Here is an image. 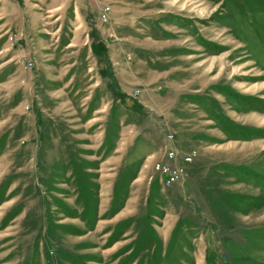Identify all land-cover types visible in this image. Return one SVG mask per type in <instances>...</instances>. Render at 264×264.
<instances>
[{
    "label": "rangeland",
    "instance_id": "rangeland-1",
    "mask_svg": "<svg viewBox=\"0 0 264 264\" xmlns=\"http://www.w3.org/2000/svg\"><path fill=\"white\" fill-rule=\"evenodd\" d=\"M170 134L234 215L162 201ZM0 264H264V0H0Z\"/></svg>",
    "mask_w": 264,
    "mask_h": 264
},
{
    "label": "crops",
    "instance_id": "crops-1",
    "mask_svg": "<svg viewBox=\"0 0 264 264\" xmlns=\"http://www.w3.org/2000/svg\"><path fill=\"white\" fill-rule=\"evenodd\" d=\"M93 29L96 30L97 28L93 26ZM104 52H105L104 59L106 60V57H108L107 55L108 53L106 51ZM106 62L108 63L107 60ZM104 76L107 79L110 90L112 91L114 90L115 92L121 93L120 87L117 83V76L114 72L113 67H110V65L106 66L104 70ZM174 91L175 90H173V92ZM178 105H175L174 109L171 110L170 121L172 123L173 128L170 127L167 130V132L169 131L174 132L175 131L174 126L175 128L179 126L177 118H174L176 117V115L185 116V117L188 115V113L183 110V107L181 105L179 106ZM160 129L161 128L159 127V131ZM186 130L188 131V128ZM192 142H193V139L192 140L190 139V143ZM197 149L201 150L204 156L199 155V157H197L193 161V163L190 166H188L189 167L188 176L184 178L183 180H181L180 182H178L180 187L174 185L171 187L163 186L161 188V189L165 188L162 190V201H164L166 204H169L171 207L175 206V204L179 205L180 203V206H183L184 208H186L184 205V199L186 198L192 199V200L197 199L199 200L200 204L203 205V208L205 207V209L207 210V213L209 214H211L210 212L212 210L213 205H215V203L218 202V203H221L219 205L224 208L221 211V214L223 213L224 215L223 216L224 219L227 215H231V216L234 215L233 213H231V207L230 209H228L227 206L226 207L223 206L224 199L221 196L225 195V193L227 194V192L229 193L230 191L239 193L240 196L243 193L244 198L242 197L243 198L242 200L245 202V199H246L245 192L241 189L236 188V185H235L240 182H238L236 180L237 178L235 177H234V180H232V177H228L229 175L223 176L224 171H221L222 169L221 170L219 169L221 172L218 170V167L221 163L220 161H222V160H219L220 155H217V156L210 155L211 151H209L208 148L205 149V147L202 148L201 146H199ZM213 159L215 161H213ZM204 192L207 194L206 198H204L203 196ZM256 200L254 201L252 200V205H250V207L259 208V207H256ZM187 208L190 210L189 207ZM183 213H185V211L179 213L180 216H177L178 219L176 221V224H178L179 221L181 223V219L184 218L182 216L184 215ZM167 215L174 216V214H170V213H167ZM240 222L241 224L245 223L243 221H240Z\"/></svg>",
    "mask_w": 264,
    "mask_h": 264
},
{
    "label": "built area",
    "instance_id": "built-area-1",
    "mask_svg": "<svg viewBox=\"0 0 264 264\" xmlns=\"http://www.w3.org/2000/svg\"><path fill=\"white\" fill-rule=\"evenodd\" d=\"M165 154L155 163L157 177L161 183L171 187L188 176V169L198 157L197 151L189 149V153H183L176 146L175 136H167Z\"/></svg>",
    "mask_w": 264,
    "mask_h": 264
}]
</instances>
